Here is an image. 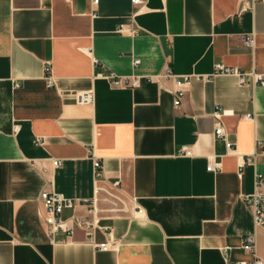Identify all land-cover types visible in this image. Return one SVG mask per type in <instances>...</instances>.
<instances>
[{"label": "crops", "instance_id": "crops-1", "mask_svg": "<svg viewBox=\"0 0 264 264\" xmlns=\"http://www.w3.org/2000/svg\"><path fill=\"white\" fill-rule=\"evenodd\" d=\"M219 64L264 73V0H0V264L264 260V229L243 200L264 161L241 167L264 140V86ZM167 67L191 75L178 107L173 80L148 79ZM110 72L141 81L114 88ZM85 90L92 104L78 103ZM210 156L221 168L207 171ZM44 190L95 200L93 237L75 227L50 238ZM62 216L92 217L83 203Z\"/></svg>", "mask_w": 264, "mask_h": 264}, {"label": "built area", "instance_id": "built-area-1", "mask_svg": "<svg viewBox=\"0 0 264 264\" xmlns=\"http://www.w3.org/2000/svg\"><path fill=\"white\" fill-rule=\"evenodd\" d=\"M143 0H131L133 4H140ZM99 0H93L94 4H97ZM119 32H130L132 34L137 33V29L134 27L125 28V25H121L118 28ZM245 41L252 45L254 42L253 36H247ZM139 60H134V65L139 64ZM216 72L221 73H235L239 75L240 81L242 83L252 82L254 84H259L264 86V73L258 72H240L237 69L229 68L224 65H217ZM46 79L48 80L49 86L52 85V72L49 65L45 66ZM104 78L109 82V84L114 88H128L135 87L139 85L141 79L139 76H120L114 72H110ZM191 75L179 76L175 74L170 67H167L163 72L150 76L148 79L150 81H166L173 80L175 82V98L174 106L178 107L186 93L185 87L190 84ZM77 101L80 104H92L94 101L93 90L80 91L77 94ZM221 112L219 109L215 110L213 115L220 119ZM248 118L252 117L251 114L246 115ZM215 134L225 140L227 150H234L232 142L227 138L224 127L219 124L215 129ZM37 144L41 143V139L36 140ZM184 154L191 155L190 150H184ZM259 158L264 161V140L257 139L255 141L254 149L248 154L247 158L241 163V167L244 168L246 165H255ZM54 165H58V160H53ZM101 167V162L99 158H94V174L95 177H99L101 172L99 171ZM221 168V162L217 160L214 156H210L207 164V171L213 172ZM41 202L45 210V221L48 225V234L50 238H53L54 234L61 230L72 234L75 227L83 228L89 237H93L94 229L98 225L95 219V214L97 212L95 200L88 199H73L65 197L64 195L55 192L54 190H44L40 194ZM243 200L252 212L254 223L264 229V173L257 172L254 182V190L251 193L243 194ZM76 203H83L87 205L89 213L92 217H82L74 216L70 220H65L62 213L65 208H72ZM142 210L139 208V212ZM243 249L254 253L256 249V237L254 234H247L244 236ZM97 249L107 251L111 248V243L109 241L101 242L96 246ZM233 264H264V260L254 256L251 261H237Z\"/></svg>", "mask_w": 264, "mask_h": 264}]
</instances>
